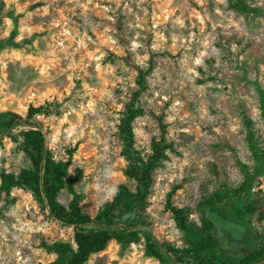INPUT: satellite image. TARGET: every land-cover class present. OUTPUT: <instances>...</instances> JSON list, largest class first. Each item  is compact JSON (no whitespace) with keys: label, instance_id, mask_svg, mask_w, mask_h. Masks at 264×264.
I'll return each mask as SVG.
<instances>
[{"label":"rangeland","instance_id":"374dc122","mask_svg":"<svg viewBox=\"0 0 264 264\" xmlns=\"http://www.w3.org/2000/svg\"><path fill=\"white\" fill-rule=\"evenodd\" d=\"M248 2L254 12L241 14L228 0H0V113L44 107L48 148L57 160H72L68 182L78 179L86 213L96 216L122 184L138 189L127 175L120 126L140 88L139 70L148 75L136 149L147 157L154 140L174 146L141 212V242L113 241L88 264H164L148 254L145 234L186 246L169 204L189 208L200 224L205 198L237 188L243 166L259 175L247 220L264 240V164L253 158L244 125L245 116L255 121L264 153L257 91L264 88V0ZM11 166L33 164L6 137L0 183ZM72 199L68 189L59 196L65 206ZM212 218L223 236L236 237ZM247 235L226 248L240 253ZM74 236L31 191L15 189L0 218V264L51 263L47 244Z\"/></svg>","mask_w":264,"mask_h":264},{"label":"trees","instance_id":"16d2710c","mask_svg":"<svg viewBox=\"0 0 264 264\" xmlns=\"http://www.w3.org/2000/svg\"><path fill=\"white\" fill-rule=\"evenodd\" d=\"M230 6L241 14L254 12L248 0H228ZM139 90L121 120V131L125 141V155L129 161L127 175L138 184L137 191L128 185L118 187L117 196L108 202L96 216L86 213L81 197L75 189L78 179L69 181L72 160H57L48 148L47 135L39 117L44 107L29 108L23 116L17 112L0 113V145L4 138L20 143L21 148L32 160V168L11 166L4 170L0 183V218L10 204L15 189H26L44 204L50 215L63 225L72 228L73 241L47 244L48 252L56 259L48 264H88L90 259L104 252L111 242L120 244L140 243L144 234V219L141 212L147 205L154 184V175L163 168L164 162L173 152L174 146L163 138L154 140L151 154L144 156L136 149L134 122L144 114L139 97L146 88L147 73L139 70ZM259 110L264 119V88L257 84ZM245 139L253 158L264 164L256 132L255 121L245 116ZM243 180L237 188L223 187L205 198L201 212V223L191 218L189 208L169 204L178 228L184 233L186 246L174 247L160 242L154 235L147 237L149 255L164 264H264V240L254 232L247 219V204L250 202L259 179L258 172L243 166ZM68 189L73 199L69 206L63 205L59 196ZM218 215L223 221L243 226L248 235L243 241V250L234 253L225 246V239L218 230L212 216Z\"/></svg>","mask_w":264,"mask_h":264},{"label":"water","instance_id":"95a60500","mask_svg":"<svg viewBox=\"0 0 264 264\" xmlns=\"http://www.w3.org/2000/svg\"><path fill=\"white\" fill-rule=\"evenodd\" d=\"M220 217V216H219ZM220 219L222 220V222L225 224V226H224V224H223V226L224 227H226V228H228V226H229V228H228V230H230V232H240V234L242 235L243 233H244V231H245V228L243 227V226H241V225H237V224H235V223H232V222H227V221H223V219L220 217ZM219 230V229H218ZM220 231V233H222L221 232V230H219ZM232 234V233H231Z\"/></svg>","mask_w":264,"mask_h":264},{"label":"flooded vegetation","instance_id":"af4514ba","mask_svg":"<svg viewBox=\"0 0 264 264\" xmlns=\"http://www.w3.org/2000/svg\"><path fill=\"white\" fill-rule=\"evenodd\" d=\"M227 234V233H226ZM225 234V235H226ZM221 235H222V233H221ZM236 237H238V238H236V237H234L232 234H227L226 236H223L222 235V237L225 239V241L228 243L230 240H232V241H235V240H237V239H239V240H242L243 239V237L241 236V234H240V232H236V235H235ZM241 236V237H240ZM236 242H238V241H236Z\"/></svg>","mask_w":264,"mask_h":264},{"label":"clouds","instance_id":"9594fccd","mask_svg":"<svg viewBox=\"0 0 264 264\" xmlns=\"http://www.w3.org/2000/svg\"><path fill=\"white\" fill-rule=\"evenodd\" d=\"M111 191H112L113 193H115V191H116L115 186H113V188L111 189Z\"/></svg>","mask_w":264,"mask_h":264}]
</instances>
